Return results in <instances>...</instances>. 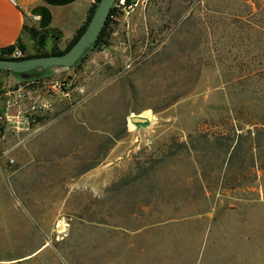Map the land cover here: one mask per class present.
I'll return each mask as SVG.
<instances>
[{
    "label": "rangeland",
    "instance_id": "1",
    "mask_svg": "<svg viewBox=\"0 0 264 264\" xmlns=\"http://www.w3.org/2000/svg\"><path fill=\"white\" fill-rule=\"evenodd\" d=\"M103 43L0 73L28 125L0 138V264H264V140L233 134L264 119V0H140Z\"/></svg>",
    "mask_w": 264,
    "mask_h": 264
},
{
    "label": "crops",
    "instance_id": "2",
    "mask_svg": "<svg viewBox=\"0 0 264 264\" xmlns=\"http://www.w3.org/2000/svg\"><path fill=\"white\" fill-rule=\"evenodd\" d=\"M94 3L95 0H0V50L16 45L27 26L59 34L56 37L59 45L67 47L87 22ZM125 21L115 35L125 31L132 37L136 19L132 15ZM5 77L4 74L2 79Z\"/></svg>",
    "mask_w": 264,
    "mask_h": 264
},
{
    "label": "water",
    "instance_id": "3",
    "mask_svg": "<svg viewBox=\"0 0 264 264\" xmlns=\"http://www.w3.org/2000/svg\"><path fill=\"white\" fill-rule=\"evenodd\" d=\"M116 0H101L86 30L77 42L64 54L32 57L29 59H0V71L20 74L27 78L36 70L65 69L74 67L90 50L100 36ZM132 123L147 127L149 121L143 117H133Z\"/></svg>",
    "mask_w": 264,
    "mask_h": 264
},
{
    "label": "trees",
    "instance_id": "4",
    "mask_svg": "<svg viewBox=\"0 0 264 264\" xmlns=\"http://www.w3.org/2000/svg\"><path fill=\"white\" fill-rule=\"evenodd\" d=\"M101 0H95L94 5L92 6V8L90 9L89 12V16L87 19V22L85 23V25L80 29V31L78 32L77 36L74 38V40L67 46V48L63 51H53L50 54H38L35 56H27V57H19V58H13L11 55L14 52L15 48L17 47V45H19L20 42H18L16 45L4 48L0 50V59H29L32 57H42V56H49V55H61L64 54L65 52H67L76 42L77 40L80 38V36L84 33V31L86 30L89 22L91 21L99 3ZM114 14V9L111 10L110 16L100 34V36L98 37V40L95 42V44L92 47L95 46H99L101 44H105L103 43V38L106 36V31L108 29V26L110 25V22L112 21V16ZM25 31H28L34 39H37L39 43L43 44L46 41L47 35L49 34V32L47 31H38L34 28H28L25 27ZM54 36H60L59 34L57 35L56 33L53 34ZM20 47L22 48V46L20 45ZM23 49V48H22ZM34 72V71H32ZM0 73H6L4 71H0ZM7 74V73H6ZM261 125H259L260 127L258 129H256L255 131L252 129H248L246 130V136L244 135V129H238L235 128L233 129V134L234 136H236V138H241V137H245L247 140H251L253 147H251V150L254 151L255 148H259L258 147V142L263 139L264 140V119H261L260 121ZM246 125L250 124V122H244ZM241 131L240 133H237ZM237 154V150L234 148L233 151L230 153V160ZM251 165L248 167V169L250 171H253L254 173L256 172L255 176H258L259 172H262L264 174V159H260V158H255V154H253V158L251 159Z\"/></svg>",
    "mask_w": 264,
    "mask_h": 264
},
{
    "label": "built area",
    "instance_id": "5",
    "mask_svg": "<svg viewBox=\"0 0 264 264\" xmlns=\"http://www.w3.org/2000/svg\"><path fill=\"white\" fill-rule=\"evenodd\" d=\"M137 6L138 0H116L112 8L114 9V14L111 18L116 19L120 15H130ZM11 56L19 58L22 53L15 49ZM12 94L0 80V138L8 131L18 132L28 128V125H25V121L20 115L10 120L9 111L12 107L17 106V102L12 100ZM18 96L21 97L20 94ZM19 108V111H21V106Z\"/></svg>",
    "mask_w": 264,
    "mask_h": 264
},
{
    "label": "bare ground",
    "instance_id": "6",
    "mask_svg": "<svg viewBox=\"0 0 264 264\" xmlns=\"http://www.w3.org/2000/svg\"><path fill=\"white\" fill-rule=\"evenodd\" d=\"M131 126H133V125H131ZM62 224V223H61ZM60 229H61V231L64 229V225L62 226V227H60Z\"/></svg>",
    "mask_w": 264,
    "mask_h": 264
}]
</instances>
